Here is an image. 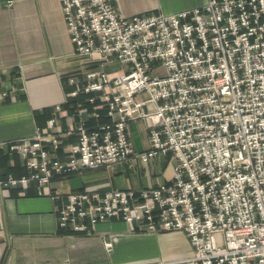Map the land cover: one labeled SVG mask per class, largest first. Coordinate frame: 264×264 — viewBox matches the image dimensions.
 Segmentation results:
<instances>
[{"label":"built area","instance_id":"1","mask_svg":"<svg viewBox=\"0 0 264 264\" xmlns=\"http://www.w3.org/2000/svg\"><path fill=\"white\" fill-rule=\"evenodd\" d=\"M60 2L74 53L92 65L71 77L72 94L104 99L108 120L90 125L78 105L76 142L65 157L55 155L60 138L37 132L11 146L28 174L0 183L61 198L64 231L119 217L139 231L184 232L193 264H264V0H207L133 16L113 0ZM115 63L119 69H108ZM138 119L149 144L136 152L129 125ZM165 153L172 175L150 188L53 190L59 176Z\"/></svg>","mask_w":264,"mask_h":264},{"label":"crops","instance_id":"2","mask_svg":"<svg viewBox=\"0 0 264 264\" xmlns=\"http://www.w3.org/2000/svg\"><path fill=\"white\" fill-rule=\"evenodd\" d=\"M206 2L113 0L124 16L172 14ZM62 7L60 0H0V182L29 172L23 156L11 149L12 145L31 141L37 132L52 133L62 141L55 155L63 159L69 145L76 142L78 117L68 114V107L56 114L54 108L79 94H72L76 85L71 77L92 65L74 53ZM119 68L117 63L108 67ZM79 96L84 99L77 106L82 105L88 123H99L91 113L103 108L107 112L105 100L95 104L100 98L93 92ZM54 115L57 121L52 129L49 121ZM129 126L134 151L147 149L146 122L133 120ZM173 163L171 153L148 162L131 157L114 167L56 177L53 190L67 196L83 191L150 188L171 177ZM61 202L48 193L38 194L34 187L0 183V264H193V247L182 231H139L118 217L99 221L88 232H67L58 226L56 208ZM107 241L112 244L110 249L105 246Z\"/></svg>","mask_w":264,"mask_h":264},{"label":"trees","instance_id":"3","mask_svg":"<svg viewBox=\"0 0 264 264\" xmlns=\"http://www.w3.org/2000/svg\"><path fill=\"white\" fill-rule=\"evenodd\" d=\"M90 93L86 94V96H89ZM84 99V96H79V94L77 96H75L74 98H71L67 103H65L64 105L61 106V108L65 109L66 107L69 108V110L67 111L68 114H75L76 110H77V102L79 100H83ZM102 102V100H98V99H95L94 103L95 104H100ZM98 113V116H97V120L99 121V123H102V122H105L108 120V117H107V112H105V109H100V111L97 112ZM38 117V115H37ZM46 117L49 118L50 117V114H46ZM97 123V124H99ZM42 128V127H41ZM67 232H71V231H67Z\"/></svg>","mask_w":264,"mask_h":264},{"label":"rangeland","instance_id":"4","mask_svg":"<svg viewBox=\"0 0 264 264\" xmlns=\"http://www.w3.org/2000/svg\"><path fill=\"white\" fill-rule=\"evenodd\" d=\"M108 168H110V167H108ZM162 174V173H161Z\"/></svg>","mask_w":264,"mask_h":264}]
</instances>
